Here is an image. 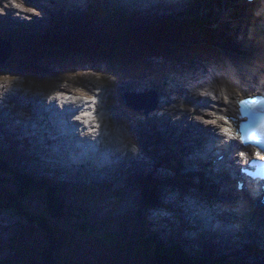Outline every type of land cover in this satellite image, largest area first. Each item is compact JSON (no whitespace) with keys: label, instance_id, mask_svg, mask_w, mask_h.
<instances>
[{"label":"rangeland","instance_id":"obj_1","mask_svg":"<svg viewBox=\"0 0 264 264\" xmlns=\"http://www.w3.org/2000/svg\"><path fill=\"white\" fill-rule=\"evenodd\" d=\"M61 2L62 7H64V9L67 8L65 7L66 3L63 0ZM123 2L124 0H122L120 3ZM35 3H38V0H35ZM68 11H70V9H68ZM87 19L88 18L85 17L83 18L84 21ZM46 23L47 20L39 24L45 25ZM43 30H47V28H44ZM39 31L40 29L35 30L36 34L42 36L44 32ZM217 37L219 36L217 35L214 38V41L210 40L209 42L210 52L212 53L216 50L215 41ZM135 43L138 44V42ZM130 44L131 42L127 40V45L130 46ZM16 52L19 51H15V53ZM41 56L35 60V63H37L36 65L38 68L44 72L46 79H56L58 77V71L65 70L63 71L65 74L59 76L61 78L59 79L58 77L59 80L55 81L59 82L60 84L62 83L61 87L67 86V83H65L67 82V79L70 81L73 80L76 73L77 75L83 74V77L86 78L90 76L92 79L91 82L93 83L96 82L95 80L98 79L97 77L99 75L107 77L102 80L103 82H115L114 85H117L120 80H123L122 78L117 80V78L114 77L112 73L113 68L106 63L95 67L83 66L65 68L64 62L58 61V59L54 58V56L48 57V55H45L42 57V59H40ZM37 60L38 62H36ZM172 61L173 60L170 57L166 59H152V62H149L148 71L146 72H149L148 75H155L158 72L157 70L169 69L172 67H178L180 65L176 63H170ZM208 66L211 67L212 65L208 64ZM186 74L188 73L183 75ZM115 75L118 74L115 73ZM0 81L6 82V84L8 82L7 79ZM15 81H19L24 86H41V84L37 82H25L22 79ZM10 82H12V80H9V83ZM2 89L5 90L6 87L4 86ZM143 97L148 99V104L152 101H155V98L152 94L143 95ZM117 110L124 113L121 109ZM140 113L146 117L143 111H140ZM148 115L151 114L149 113ZM10 130L11 128L7 129V134L10 133ZM4 146L8 147L7 145ZM129 148L132 151L139 152L141 154L140 156L146 155V152L143 150L142 153L141 147L136 144H129ZM161 155L163 166H160L157 171H148L143 169V172H138L136 175L131 176L129 180H126L127 176L126 173H124L123 175H120L119 180L115 184L109 182L108 184L101 186L100 184L96 183V187L91 194L87 195L84 193L79 196L78 194L69 193L68 196H66L67 202L71 203H68L70 206L73 205L72 202L75 201L84 207L86 204L89 205L91 200L96 201L97 205L95 208L100 210L97 211V214L100 216V220L105 219L106 222L105 224L100 222L95 225H91V231H86L83 228L78 227L77 225L82 224L83 222H77L75 221L76 219H73L69 216H66L62 219L60 218L58 221L48 219L47 224H45L42 222V220H40L41 214L42 216H46V213H41L44 207V202L40 198H43L42 196L44 195V192L39 191L38 189L37 195L41 197H39V199L36 198L32 200L33 194L31 191H21L19 188L17 182H19L20 179L9 177L7 180H5V182H2L1 185L4 186L14 196H11L7 190H0V264H29L30 261L40 263L41 261L38 259L42 258V255H40L42 250L47 251L49 254L57 255L58 258L55 261H52V264H66L67 261L77 264H166V260H161L163 262L153 260L155 256L151 257V254L145 251V249H148V247L141 244V239L146 243L151 234H155L157 239L161 237L168 238L169 236L180 238L179 234L181 233V230L176 227V224L179 226L180 221L177 220L173 211H168L170 215L172 214L173 216L168 217L164 215L168 214L166 210H147L143 208L139 184L138 182H135L137 181V175L140 173L143 174L141 177H155L157 179L158 189L161 193L159 200L164 206L166 204L171 206L177 196L181 197L177 205H183L184 202H190L186 196L184 197L182 195L183 192L181 191L187 183L183 184V181H180L176 176L173 177L168 171L169 167L171 168L170 164H172L174 160L167 155L166 150L164 155L162 152ZM130 173L134 174V170H132ZM187 181L191 182V180ZM119 189L122 190L118 194ZM18 190L20 193H16ZM16 197L19 199V203L16 200ZM72 208L73 207H69L67 212L69 210L72 211ZM92 210L96 209L93 208ZM157 214L159 218L158 222L154 221V217H156ZM163 218H167L168 220L164 221ZM152 222L154 223L153 225L155 227L158 226L161 228V225L169 226L166 228L167 230L159 236L156 231L154 232V230H152V227L147 226L151 225ZM95 228H97V230ZM55 232H58V234H56L57 238H53L55 237ZM120 233L126 234L128 240L126 241L127 244L124 247L120 246L118 247L119 250L116 251L115 248L111 246V244L107 243L111 242L110 237L105 236L107 234L112 235V241L119 242L123 241L119 240L121 239ZM184 234L189 235L187 230L184 232ZM102 238L104 242H98ZM16 240L21 243V245H19V247L17 246V248H15L17 245L15 242ZM201 241L203 242L201 243L202 245L198 246L191 242V245L187 246L186 251L191 255L203 257L201 258L203 261L198 263L208 264V260L206 258L208 255L206 252L211 253L212 251L214 252L215 249L211 243H207L209 246L208 247L205 245L204 240ZM29 247H31V249H29ZM190 254V257L197 258L191 256ZM245 262L246 260H240L239 264H244ZM48 264H51V262ZM223 264H235V261H232V259H227V262Z\"/></svg>","mask_w":264,"mask_h":264},{"label":"bare ground","instance_id":"obj_2","mask_svg":"<svg viewBox=\"0 0 264 264\" xmlns=\"http://www.w3.org/2000/svg\"><path fill=\"white\" fill-rule=\"evenodd\" d=\"M61 1L62 0H58L57 1V5L55 7L58 11H61V10L64 9V7H62V5H61L62 4ZM130 3L132 5H134V6H136V4L134 2H130ZM124 4L125 3H123L121 6H123ZM65 7H70V8H68V9H70L69 12L74 13L76 15H80V14H78L77 5H75V4H71V5L66 4ZM23 9H24V12L27 10L26 7H24ZM4 11L7 13L6 15L3 14L4 16L16 17L15 14L12 12L11 7L4 8L3 6H0V13H2ZM50 21L55 26H57L58 24H63L60 20H58L55 17L50 18ZM73 29H76V31L78 33L80 31V28H73ZM99 31L102 32L101 24H100ZM214 54H216L218 56H221V54L219 52H217V51ZM248 66H250V65H248ZM83 76H84L83 74L77 75V73H76L74 79H77V78L81 77L80 81H86L87 78H85ZM85 76H89V75H85ZM100 76H102V75H100ZM205 76H206L205 72H203L202 70H199V69H197L195 67H192L190 69V73L188 75L177 76V77L173 76V77H170L167 80L169 82H173V81L176 82L180 89H184L187 86H190L191 84H194L197 81L199 83H196V84H201L204 87H207V88H209V89H211V90H213L215 92H218V91H225V92L231 91V92H234L235 94H237L242 89V87L239 86L230 77H228L226 79H223L222 82L214 83V82H212L210 80L207 81V79H205ZM125 77H127V76L120 75V78L123 79V80H120V81H122V83H123ZM104 78H107V77L106 76H104V77L102 76V77L98 78L99 82L94 84V86H92V87H96V85L99 84L100 88L97 90V92H102L101 93L102 95H104V93L105 94L107 93V94L110 95V98L105 103V107L109 108V109H112L113 112H114V118L112 120L111 126L113 127V129L115 127L116 128L113 130V132L115 134L119 135L120 134L119 132H120V129H121L122 130L121 135H122V137L124 139L123 142L126 143V142H129L131 140H135V141H138V142L142 141L143 145L146 148V151L148 152V153H146L145 156H139L138 155L137 157H135L134 155H132L130 153H126V155L124 156L125 157V161L120 162L119 165H118V169H119L118 172L119 173H121L122 169H125L127 172H130V170H137L138 172H143V169L144 170H148V171L149 170L150 171L151 170L157 171V169L160 168V165L162 163V155H161V147H162V144H163L162 141H166L168 139V133H164L162 135V131H163L162 128L160 126L157 127L156 124H164L165 127H166V130H170L173 127V124H174L172 121H173V119H175L178 122L177 123V129L179 130V132H183V135L179 136V142H181L183 140H187V139L191 140L192 136L196 132V130L201 129V128H205L206 129V130H203L201 136L204 134L205 138L206 139L208 138L207 137V133H206V132L210 131V129L208 127L202 126V127L199 128L198 127V123L195 122V121L184 122L180 118L176 117V116H182L183 114H185L186 116H191L192 119L195 120V116H192L191 114L188 113V111L186 109V106H181L180 99L178 100V102H176L177 101V97L188 98L190 96L191 97L194 96L196 93L192 89L189 90L190 94L187 93L186 95H182L180 93H176L174 95L175 90H172L169 87V84L164 85V83L161 82L162 89L168 95L165 96L166 97V104L161 103L159 105V107H166L167 109L166 110H164V109L162 110L163 115L162 114L159 115V114H157V111H155L150 116H147V117H145L143 119V116H142V114L139 111H136V110L131 109V108H127L123 104H120L119 101H120V95H121L122 91H127L128 89L125 88L122 91H120L119 90L120 82L117 83V85H114L115 82H107V83H105L106 81H104V82L102 81ZM7 80H9V79H7ZM73 80L70 81V80L67 79V82L73 84ZM104 83L106 85L105 87H104ZM0 85H3V86H0V100H1L6 95L12 94V92L10 91L9 87L5 86L3 83H0ZM18 85H19V83L15 82V83H13L12 86H18ZM148 85H149V88H150V86L153 85V84L149 83ZM4 86L6 87L5 90L2 89ZM84 87L86 89L89 88L88 86H84ZM154 88H155V86H154ZM219 89H221V90H219ZM30 90L34 91V88H30ZM65 90L69 92L67 94H73V95L82 94L84 96H88L89 93L91 92V90H81V89L75 88L74 86H66ZM171 96H173L174 99L173 98L171 99ZM19 98L24 100L26 109L34 112L33 116H36V119H38V124L45 125V122L41 121L38 118L37 115H38L39 112H37L36 109H35V106L37 104L38 105H43L42 103L34 102V100H38V98L35 97V96H32V95H19ZM171 101H175V104L171 105ZM0 102L4 103V105L3 104L0 105V114L10 115V110L8 109L7 104L5 102H3V101H0ZM49 104H52L51 106H53L54 102L46 103L45 105H49ZM141 104H143V101H141ZM145 107H147L150 110L153 107V103L150 102L148 104V106H145ZM181 107H183V108H181ZM12 108L15 111H17L16 106H12ZM70 109L71 108H69V110ZM117 109H121L124 113L118 111ZM182 111H186V112L183 113ZM25 112H26L25 110H22L18 116H9L8 118H6L7 120L4 123L8 124L10 122V128H11L10 132L13 130V127L16 125L15 123L11 122L13 119H15V117L18 118V120H19L18 123L21 122L20 124H17L16 127H19V126H24L25 127L26 125H29V122H30L29 118L26 119V117L22 116V114L25 113ZM139 114H140V116H138ZM201 115L204 116V114H201ZM201 118L203 119V117H201ZM189 122H194V123L190 124L188 126H184V125H186L185 123H189ZM149 124H153V125L150 126V128H154V132L157 130L158 136L161 135V139L159 140L157 145H155L154 143L147 142L146 138L144 137V135L146 137H152L153 136V135H149L146 130L144 131V134H143L144 127L146 125H149ZM221 127H222V129L225 128L224 127V122L222 120H221ZM4 131L7 134V130L5 129ZM62 135L64 136V134H62ZM74 135L75 134L72 133L71 137H73ZM200 142H202V141H200ZM189 146H187L185 143H183L182 144V149H181L182 152H180L179 154L182 157L183 162L187 161L186 163L189 166L192 164V168H199V163H198L199 161L203 165L204 162H209L211 160V157H209V154L211 156V152H210V149L207 148L206 143H202V144L200 143L199 145L194 144L192 147L189 144ZM43 151H45V150H43ZM46 153L47 152H45V154ZM121 153L122 152L117 153V157H119L121 155ZM194 156H195V158H194ZM40 157L44 161L47 162V160L45 158H43V156H40ZM188 157L190 159H188ZM32 159H35V161H36V164L34 163L32 166H37V160L39 158H36V156H34V158L32 157ZM49 159L51 161V156L49 157ZM26 166H28V165H26ZM151 167H153L154 169L151 168ZM38 169H42V167L39 166ZM32 173L37 174V172H35V171H33ZM34 174L30 175L28 178L35 180L36 177H35ZM192 174L193 173H191L190 171H187V173H186V175H192ZM99 175L100 174L98 172L95 173V176H99ZM211 177H213V178L209 182H210L211 185H214L216 189H218V187L220 185L227 192L230 190L229 189L230 187H228L227 184L225 183L227 181H222L221 180L220 182H218L215 179V178H219V176L216 173L215 174L210 173V178ZM222 184H223V186H222ZM39 191L43 192V190H39ZM221 193H222V191H221ZM88 194L89 193H87V195ZM262 198L264 199V196H262ZM252 200H253V198H252ZM175 201H176V199H175ZM173 205H174V203H172V206ZM186 206H188L187 202H186ZM184 211H185L184 214L186 216L187 222L189 224V226L187 228V232H188L189 235H185L184 232L180 229L181 233L179 234V236L182 239L183 246L185 248H187V246H190L191 242L194 245L200 244L201 243L200 240H204L206 246H208L207 243H209V244L211 243L215 250H214V252L212 251L211 253H209L210 254L209 258H210L211 262H208V264H212V262H213V260L215 259L216 256H219V255L222 256V254H225V253L228 252V250H231V247L229 245H227L226 243H224V241H223L224 237L223 236H220L218 239H216L212 233L209 234L208 236H206V235H203V234H201L199 232L200 233V239H199V237L196 234H192V233L190 234L191 231L189 229L190 228L191 229H198L199 224L197 222L196 216L194 215L195 213H189L190 212L189 207H188V209H184ZM211 214L212 215H216V214H213V213H211ZM169 215H170V213H169ZM207 216H208V214L204 215V216L201 215L200 218H201V220H205V218H207ZM236 216H239V215H236ZM170 217H173L172 214L170 215ZM158 219L159 218H158V214H157V216L154 217V221L158 222ZM152 220H153V218H152ZM163 220L167 221L168 219L167 218H163ZM226 223H227V225L229 224V222H227V221H226ZM147 226L151 227L150 225H147ZM168 226L169 225H163V226L161 225V228L156 226V229L159 232V234H162L164 231L167 230L166 228ZM263 233H264V227H262V230L259 233V237L255 238L254 241L253 240H251V241H253L254 244H257V245H258V242H260L261 245L264 246V236L261 237L263 235ZM181 236H185V237H181ZM260 237H261V239L259 240ZM245 238H246V236H245ZM227 246H229V249H228ZM223 259H228L229 260V257H224ZM256 261H257V259L254 256H251V257H247L246 258V262L244 264H256ZM236 264H238V263H236Z\"/></svg>","mask_w":264,"mask_h":264},{"label":"trees","instance_id":"obj_3","mask_svg":"<svg viewBox=\"0 0 264 264\" xmlns=\"http://www.w3.org/2000/svg\"><path fill=\"white\" fill-rule=\"evenodd\" d=\"M136 32V29L117 27L112 31L105 30L101 33L84 31L78 36L72 37L67 41H59V43L53 38L50 40H42L39 43H28L22 51L14 45L13 50H19V54L21 55L13 57L6 65H0V71L4 74L12 73L13 75L39 79L43 71L38 68L35 60L41 55L40 59H42L43 56L50 52L56 54V57L66 65H98L103 61H108L113 65H119L120 61L127 57L132 63L139 59V61H142L140 66H144V60L146 55H148L146 53L160 54L159 49L162 48L164 51L170 50L168 47H163L164 39L160 38L158 34H150L148 32L144 37L142 34ZM161 34L165 36L163 33ZM5 40L10 41L11 39ZM127 40L129 42H138V47L136 49L129 47ZM123 68L124 72L130 70V66ZM0 164L6 166L3 162H0ZM19 179V188L21 191L25 190L37 193L40 188L39 182L28 178L26 175L21 176ZM139 185L141 186L140 192L144 197L146 205H157L159 190L156 187V181L151 178H144L139 180ZM47 187L48 185L44 188L47 190ZM45 212L50 219H58L64 213L62 196L60 193H57L54 187L49 188L48 197H45ZM206 254L209 257L210 254L208 252ZM175 255L174 248L168 249L163 247L162 244L158 247L156 253L158 260L164 259L166 260V264H199L193 263L186 255L184 257ZM50 258L48 253L45 254V260H49ZM208 262H211L210 258ZM212 264L215 263L212 262Z\"/></svg>","mask_w":264,"mask_h":264},{"label":"snow or ice","instance_id":"obj_4","mask_svg":"<svg viewBox=\"0 0 264 264\" xmlns=\"http://www.w3.org/2000/svg\"><path fill=\"white\" fill-rule=\"evenodd\" d=\"M16 5H19V8H23V3L22 0H20V2H18V0H15ZM7 13L5 12L4 15H6ZM4 79H13V77H5L3 75H0V80H4ZM252 100L256 101V105L258 104H264V97H253ZM251 100L245 99L243 102H241V106H246L247 104L250 103ZM229 123H232V119H230L229 117L227 118ZM226 133L228 134L230 129H226L225 130ZM253 133H256L255 138H250L251 135ZM237 134L240 135V140L242 143L244 144H254L255 146H257V151L255 153V155H259L261 157H264V121H261L258 126L254 127L252 129L251 132L249 133H244V129L243 127H239L237 128ZM240 156L243 157L245 156V151H240ZM252 163H255V161H253ZM259 166V165H257Z\"/></svg>","mask_w":264,"mask_h":264},{"label":"clouds","instance_id":"obj_5","mask_svg":"<svg viewBox=\"0 0 264 264\" xmlns=\"http://www.w3.org/2000/svg\"><path fill=\"white\" fill-rule=\"evenodd\" d=\"M16 6L19 7V5H16ZM205 94L211 95L210 93H204V92L201 93V95H205ZM250 103L251 104H256V101L255 100H251ZM81 118H82V116L78 117L77 119H81ZM83 118H85V123H87L88 120L93 118L92 113H87V114L83 115ZM255 135H256V133H253L250 138H255ZM255 158H256V160L264 161V157H261L259 155H255Z\"/></svg>","mask_w":264,"mask_h":264},{"label":"water","instance_id":"obj_6","mask_svg":"<svg viewBox=\"0 0 264 264\" xmlns=\"http://www.w3.org/2000/svg\"><path fill=\"white\" fill-rule=\"evenodd\" d=\"M7 51H10V50L7 49ZM9 57H10V54H9V53H6V54L0 56V63H1V64H4L5 61H6L7 59H9Z\"/></svg>","mask_w":264,"mask_h":264}]
</instances>
